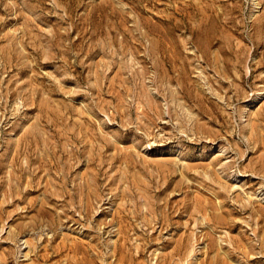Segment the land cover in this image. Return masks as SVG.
Instances as JSON below:
<instances>
[{
	"label": "rangeland",
	"instance_id": "374dc122",
	"mask_svg": "<svg viewBox=\"0 0 264 264\" xmlns=\"http://www.w3.org/2000/svg\"><path fill=\"white\" fill-rule=\"evenodd\" d=\"M263 80L264 0H0V264H264Z\"/></svg>",
	"mask_w": 264,
	"mask_h": 264
},
{
	"label": "bare ground",
	"instance_id": "6f19581e",
	"mask_svg": "<svg viewBox=\"0 0 264 264\" xmlns=\"http://www.w3.org/2000/svg\"><path fill=\"white\" fill-rule=\"evenodd\" d=\"M263 58V57H262ZM260 64V63H259ZM263 65V64H262ZM261 68V67H260ZM259 70V69H258ZM262 78V77H261ZM261 81V80H260ZM264 81V80H263ZM197 100H199V99H197ZM200 101V100H199ZM213 110V109H212ZM216 113V112H215ZM201 130V129H200ZM202 131V130H201ZM200 131V132H201ZM36 177V176H35ZM97 179V178H96ZM95 179V180H96ZM91 184V183H90ZM92 185V184H91ZM91 188V187H90ZM94 189V188H93ZM80 190V189H79ZM87 190V189H86ZM80 191H82V190H80ZM87 191H89V193H90V190H87ZM92 191V190H91ZM94 192V191H93ZM92 192V193H93ZM96 192V191H95ZM92 193L89 195H85L86 197H87V199L88 200H90V198L89 197H91L92 196ZM98 193V192H97ZM97 193H95V195L97 194ZM125 194V193H124ZM66 196H68V197H71V199H74V197H76L75 195H68V194H65ZM94 195V193H93V196H95ZM63 196H64V194H63ZM99 196V195H98ZM116 196V195H115ZM97 197V196H96ZM95 197V198H96ZM118 197V196H117ZM92 198V197H91ZM94 198V199H95ZM116 198V197H115ZM80 200V199H79ZM93 200V199H92ZM96 200H99V199H96ZM85 201H86V199H85ZM66 202V201H65ZM82 202V201H81ZM80 202V203H81ZM96 202V201H95ZM83 203L84 202H82V205H83ZM96 204V203H95ZM97 205V204H96ZM80 207V206H79ZM83 208H82V211L80 212V214H81V216H82V219L80 218V219H74L73 218V216L72 217H68V214H70V211H63V213L62 214H59V215H57V216H55V217H51V214H49V211H44V210H41V213H42V215L44 216V217H48V218H50L51 217V221H50V223H49V228L50 229H54V228H56L57 226H63L65 223H69V222H73L75 225H83V227H85V225H86V223L88 222V219H90V217H91V215H92V213H93V205L92 204H90L89 203V201H86L85 203H84V205L82 206ZM101 209V208H100ZM99 210V209H98ZM102 210V209H101ZM123 210V209H122ZM119 212H117L113 217H112V219L108 222V223H106V221H102V222H100L99 224H97V226H98V228H97V232H96V235H95V237H96V240L99 242L100 240H101V238H102V236L104 235V234H106V233H108L107 232V229L108 228H110L111 226H114V224H115V222H118V224H119V228L117 229V235H119L120 236V239H122L124 242L122 243V244H117V243H115V245H114V251H113V254H112V256L113 257H116L117 255H119L120 254V258H119V263L120 264H129L130 262L132 263V260H134L135 258L132 256V255H130V254H126L125 253V251L127 250V246H129V240H128V233H129V229H127V227H129L130 228V226H132V225H130L128 222H127V220L126 219H129V216L131 215V218H132V215H134V216H137L136 215V213H138V212H133V213H130V214H128L127 215V213H125L124 212V210H123V212L121 211V210H118ZM100 215H104L105 214V211L104 210H102V211H100V212H98ZM63 218H66L67 219V222H64L63 221ZM133 218H135V217H133ZM137 218V217H136ZM97 226H92L91 227V229L93 230V229H96V227ZM133 227V226H132ZM131 229V228H130ZM134 229H136L135 227H134ZM132 230V229H131ZM133 231V230H132ZM109 234V236H111V233L109 232L108 233ZM206 238L207 239H209V241H210V245L208 246V248H207V251L208 252H211V251H213L214 250V245H213V241H212V239H210V236L209 235H207L206 236ZM97 246V247H96ZM96 246H93V247H90L91 248V251L93 250V252H95L96 250L95 249H97L98 247H99V245H96ZM60 247V246H59ZM182 247H187V246H185V244H182ZM89 248V249H90ZM68 248H67V246L66 247H64L63 246V248L62 249H60V253H62V252H66V250H67ZM183 249V248H182ZM59 250V249H58ZM69 250V249H68ZM95 250V251H94ZM70 251H72L73 253H74V256L72 257V259H71V262L73 263L74 261H75V256H77V255H79V254H82L83 256H86L88 253H89V251L88 250H85V249H83V248H81V247H79V246H74V247H72L71 249H70ZM181 252V251H180ZM130 253V252H129ZM124 254V255H123ZM139 256H142L144 253H143V251H139ZM181 255H179L181 258H180V263L181 264H183L182 263V260L184 259V256H185V254L184 253H180ZM94 255V254H93ZM93 255L91 256V259H92V257H93ZM100 256L101 255H99V253H97L94 257H93V262L95 261V263L94 264H96V261H97V259L98 258H100ZM75 262H77V260L75 261ZM209 264H226L225 263V260H223L222 261V259L218 256V255H216L215 256V260L214 261H212L211 263H209Z\"/></svg>",
	"mask_w": 264,
	"mask_h": 264
}]
</instances>
